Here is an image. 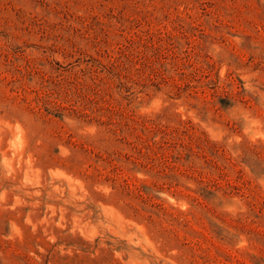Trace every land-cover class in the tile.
<instances>
[{
    "label": "rangeland",
    "instance_id": "obj_1",
    "mask_svg": "<svg viewBox=\"0 0 264 264\" xmlns=\"http://www.w3.org/2000/svg\"><path fill=\"white\" fill-rule=\"evenodd\" d=\"M0 264H264V0H0Z\"/></svg>",
    "mask_w": 264,
    "mask_h": 264
}]
</instances>
